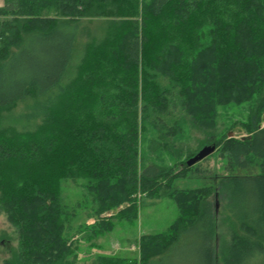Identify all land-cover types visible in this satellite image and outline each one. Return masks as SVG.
I'll return each instance as SVG.
<instances>
[{"label":"trees","instance_id":"trees-1","mask_svg":"<svg viewBox=\"0 0 264 264\" xmlns=\"http://www.w3.org/2000/svg\"><path fill=\"white\" fill-rule=\"evenodd\" d=\"M93 21L106 31L89 35L64 84ZM31 93L32 110L16 114ZM244 103L246 120L219 135L220 109ZM263 124L264 0H5L0 215L18 245L2 264H165L176 253L195 264H261ZM237 127L247 136L231 137ZM193 129L202 134L197 149L189 144ZM207 146L245 173L180 189L202 162L188 161ZM81 179L95 204L88 240L137 220L144 197L173 199L178 218L164 233L143 235L135 258L99 254L83 262L62 202V181ZM216 202L234 238L222 251Z\"/></svg>","mask_w":264,"mask_h":264},{"label":"rangeland","instance_id":"rangeland-1","mask_svg":"<svg viewBox=\"0 0 264 264\" xmlns=\"http://www.w3.org/2000/svg\"><path fill=\"white\" fill-rule=\"evenodd\" d=\"M5 5V0H0V8ZM104 22L103 20H99ZM99 21L88 23V28H84L81 32L76 44L75 53L69 69L67 70L64 84L68 79L74 77L77 73L78 66L82 60L86 44L90 40L89 35H93L92 39L103 36L106 27ZM48 97V96H47ZM47 97L42 98L43 100ZM36 101L32 93L17 105L16 114H26L32 110V106ZM249 112V103L242 105H230L219 111L218 118V134L222 135L230 130L234 122L245 121ZM264 126V124H263ZM231 137L247 136L241 127L230 131ZM190 138V145L197 149L199 140L202 138L201 132L193 129ZM147 147V146H146ZM204 149V148H203ZM202 149V150H203ZM154 160V158H147ZM227 156L222 155L221 151L215 152L199 165L193 167L187 175V179L178 181L177 186L180 189H195L213 185L215 175H227L229 173L244 174L243 170H235L232 168ZM258 173V169H255ZM87 180L78 181L63 180L62 181V202L65 206V218L68 224V235L80 238L79 243L81 250L85 251V256L81 255L82 261L90 255H118L125 258H135L139 255L138 249L140 239L143 235L159 234L168 231V229L176 222L178 218V208L175 201L168 197L160 199H151L144 197L141 201L139 217L134 222L119 221L115 229L105 235L88 240L91 235L88 225H93L94 217V198L88 191ZM216 204L218 211V246L219 250L230 246L234 238L230 227V221L227 213L222 207ZM3 241V242H2ZM2 242V243H1ZM18 240L14 228L9 224L5 215H0V264L4 259L8 258L11 252L17 248ZM134 248V249H133ZM181 253L180 255H182ZM184 255V254H183ZM165 264H195L193 258L179 256L177 253L172 257L164 260ZM264 264V261H261Z\"/></svg>","mask_w":264,"mask_h":264},{"label":"water","instance_id":"water-1","mask_svg":"<svg viewBox=\"0 0 264 264\" xmlns=\"http://www.w3.org/2000/svg\"><path fill=\"white\" fill-rule=\"evenodd\" d=\"M216 151V147L215 146H207L205 147L203 150H201L197 156L191 158L187 165L189 167H192L194 165H196L197 163L205 160L206 158H208L209 156H211L214 152Z\"/></svg>","mask_w":264,"mask_h":264},{"label":"crops","instance_id":"crops-1","mask_svg":"<svg viewBox=\"0 0 264 264\" xmlns=\"http://www.w3.org/2000/svg\"><path fill=\"white\" fill-rule=\"evenodd\" d=\"M93 220L95 221V219H93ZM81 255H82V256H85V251H84V250H81V251H80V256H81ZM91 256L94 257L95 254H94V255H90V256H88L87 259L84 260V262H85V261H90L91 258H92Z\"/></svg>","mask_w":264,"mask_h":264},{"label":"built area","instance_id":"built-area-1","mask_svg":"<svg viewBox=\"0 0 264 264\" xmlns=\"http://www.w3.org/2000/svg\"><path fill=\"white\" fill-rule=\"evenodd\" d=\"M134 249V248H133Z\"/></svg>","mask_w":264,"mask_h":264}]
</instances>
